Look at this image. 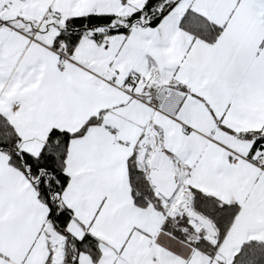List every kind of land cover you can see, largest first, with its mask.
I'll use <instances>...</instances> for the list:
<instances>
[{
    "label": "snow or ice",
    "instance_id": "obj_1",
    "mask_svg": "<svg viewBox=\"0 0 264 264\" xmlns=\"http://www.w3.org/2000/svg\"><path fill=\"white\" fill-rule=\"evenodd\" d=\"M0 264H264V0H0Z\"/></svg>",
    "mask_w": 264,
    "mask_h": 264
}]
</instances>
